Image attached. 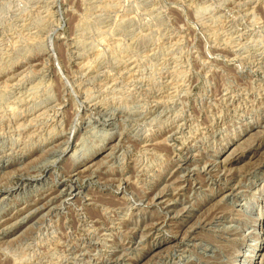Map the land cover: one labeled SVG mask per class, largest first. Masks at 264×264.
<instances>
[{"label":"rangeland","instance_id":"1","mask_svg":"<svg viewBox=\"0 0 264 264\" xmlns=\"http://www.w3.org/2000/svg\"><path fill=\"white\" fill-rule=\"evenodd\" d=\"M263 132L264 0H0V264H242Z\"/></svg>","mask_w":264,"mask_h":264},{"label":"bare ground","instance_id":"2","mask_svg":"<svg viewBox=\"0 0 264 264\" xmlns=\"http://www.w3.org/2000/svg\"><path fill=\"white\" fill-rule=\"evenodd\" d=\"M254 17V16H253ZM233 57V56H232ZM39 63V62H38ZM43 82V81H42ZM34 85V84H33ZM42 87V86H41ZM143 87V86H142ZM4 92V91H3ZM38 93V92H37ZM11 94V93H10ZM32 94V93H31ZM263 94V93H262ZM24 96V95H23ZM162 99V98H161ZM44 101V100H43ZM33 102V101H32ZM100 106V105H99ZM14 108V107H13ZM133 109V108H132ZM232 109V108H231ZM8 110V109H7ZM25 114V113H24ZM13 115V114H12ZM11 115V116H12ZM198 118V117H197ZM29 124V123H28ZM22 127V126H21ZM264 133V132H263ZM30 134V133H29ZM205 134V133H204ZM263 136V135H262ZM168 138V137H167ZM139 139V138H138ZM170 140V139H169ZM15 141V140H14ZM185 142V141H184ZM26 148V147H25ZM229 167V166H228ZM60 196V195H59ZM145 200V199H144ZM262 215H264V213L262 214ZM101 216V215H100ZM55 220V219H54ZM25 221V220H24ZM222 221V220H221ZM224 227V226H223ZM119 228V227H118ZM255 231H258V233H259V237H264V222H263V224L261 225V227L260 228H256V230ZM256 235V234H255ZM258 235V234H257ZM263 239V238H262ZM259 243V242H258ZM50 245V244H49ZM256 250H257V252L255 253V250L253 249L252 251H251V253H252V256H250L249 258L246 256H242V258L243 259H246V260H243V262H242V264L243 263H246V264H258V261L257 260H259V259H261L260 260V263L262 262V260L264 259V245H263V247H257L256 248ZM221 251V250H220ZM237 251V250H236ZM239 253V252H238ZM229 254V253H228ZM51 255V254H50ZM237 261V260H236ZM37 262V261H36ZM212 262V261H211Z\"/></svg>","mask_w":264,"mask_h":264}]
</instances>
